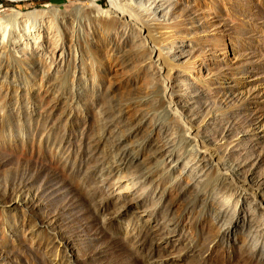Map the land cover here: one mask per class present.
Instances as JSON below:
<instances>
[{
    "label": "rangeland",
    "instance_id": "374dc122",
    "mask_svg": "<svg viewBox=\"0 0 264 264\" xmlns=\"http://www.w3.org/2000/svg\"><path fill=\"white\" fill-rule=\"evenodd\" d=\"M122 1L0 0V264H264V0Z\"/></svg>",
    "mask_w": 264,
    "mask_h": 264
},
{
    "label": "bare ground",
    "instance_id": "6f19581e",
    "mask_svg": "<svg viewBox=\"0 0 264 264\" xmlns=\"http://www.w3.org/2000/svg\"><path fill=\"white\" fill-rule=\"evenodd\" d=\"M9 1H19V0H9ZM110 1H113V0H110ZM131 1L132 0H123L121 2L123 3L121 4V7L117 8V13L110 12L107 10H102V9L101 10L96 9L95 17L99 18L100 20H103V25H107L111 23H109L106 19L108 17L115 16V19L111 18L112 23L119 22V24L122 25L124 28H128L129 31H131L135 37H138V40L140 43L143 41L146 47H149V45L146 43L145 39L149 38L148 43H151L153 47L154 39L151 37V30H152L151 24H149L146 20H143L141 17L138 16V14L135 13V11L133 10L135 8L132 6ZM146 1H150V0H146ZM153 1L154 0H151V2ZM47 14L55 15L57 14V10L48 8V9H41V10L33 9V10L26 11V12H21L15 8H8L6 12L3 13V15H0L1 16L0 17V31H1L0 33L3 39H5L4 38V35L6 34V26L4 25L5 21L6 22L12 21L14 23H17L19 21L28 22L30 19H33L39 16H44ZM142 35H143V38H141ZM134 43H135V40L132 41L131 43L132 46L134 45ZM152 55H153V51L149 52L146 63H145L148 67L151 66ZM11 71H13V69ZM0 93L7 95V91H3L1 88H0ZM154 96H156V94ZM158 101L162 104L161 100H158ZM0 122L2 123L1 119H0Z\"/></svg>",
    "mask_w": 264,
    "mask_h": 264
}]
</instances>
